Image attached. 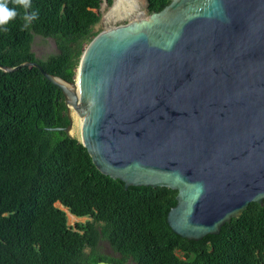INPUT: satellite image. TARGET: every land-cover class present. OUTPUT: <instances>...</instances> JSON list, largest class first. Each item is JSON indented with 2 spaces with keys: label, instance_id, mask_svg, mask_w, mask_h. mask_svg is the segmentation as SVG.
<instances>
[{
  "label": "water",
  "instance_id": "water-1",
  "mask_svg": "<svg viewBox=\"0 0 264 264\" xmlns=\"http://www.w3.org/2000/svg\"><path fill=\"white\" fill-rule=\"evenodd\" d=\"M24 67L64 96L69 126L46 130L74 137V110L77 139L102 174L125 189L178 192L167 215L176 235H219L263 205L264 0H170L98 33L74 81L37 62L0 65Z\"/></svg>",
  "mask_w": 264,
  "mask_h": 264
},
{
  "label": "trees",
  "instance_id": "trees-1",
  "mask_svg": "<svg viewBox=\"0 0 264 264\" xmlns=\"http://www.w3.org/2000/svg\"><path fill=\"white\" fill-rule=\"evenodd\" d=\"M148 13L170 0H145ZM113 0H17L16 18L0 31V65L37 62L74 81L81 56L98 34L102 4ZM37 13L27 27L25 15ZM35 36L57 53L32 50ZM61 90L37 68L0 69V264H264V203H251L219 235L190 241L167 222L177 204L169 188L129 187L102 174L68 127ZM91 220L68 225L67 214ZM106 241L115 255L98 252Z\"/></svg>",
  "mask_w": 264,
  "mask_h": 264
},
{
  "label": "rangeland",
  "instance_id": "rangeland-1",
  "mask_svg": "<svg viewBox=\"0 0 264 264\" xmlns=\"http://www.w3.org/2000/svg\"><path fill=\"white\" fill-rule=\"evenodd\" d=\"M113 1H114L113 5L111 7L107 6L106 3L102 4L99 10V13L101 15V20L94 28L95 32L100 33L111 27L125 25L130 21L136 19L140 15V13H144L145 15L148 14L147 4L145 0H134V1L129 0L131 3L134 4L133 12L125 14L124 16L121 17L108 16L109 12L111 11V8L114 6L117 0H113ZM32 50L37 58L44 59L51 54H56L57 46L55 41L51 38H43L40 36H35ZM74 136L78 137L77 135ZM56 206L61 208V205L59 203H57ZM67 220L69 226L75 227L77 223H85L86 221L91 219L87 217H81V218L76 216L73 217L72 215L67 213ZM98 252L106 255H115L106 241H102L100 243L98 247Z\"/></svg>",
  "mask_w": 264,
  "mask_h": 264
},
{
  "label": "clouds",
  "instance_id": "clouds-1",
  "mask_svg": "<svg viewBox=\"0 0 264 264\" xmlns=\"http://www.w3.org/2000/svg\"><path fill=\"white\" fill-rule=\"evenodd\" d=\"M18 3L22 4L25 8H28L29 0H17ZM17 16V11L15 7L10 8L8 0H0V31H6L7 26L11 21H13ZM37 18V13L32 12L31 15H25L24 19L26 21L25 27Z\"/></svg>",
  "mask_w": 264,
  "mask_h": 264
},
{
  "label": "bare ground",
  "instance_id": "bare-ground-1",
  "mask_svg": "<svg viewBox=\"0 0 264 264\" xmlns=\"http://www.w3.org/2000/svg\"><path fill=\"white\" fill-rule=\"evenodd\" d=\"M133 11L134 4L131 3L129 0H117L114 6L111 8V11L109 12L108 16L121 17ZM72 118L74 128L72 129L71 134L73 136L77 135V138L81 139V118L75 113L74 110H72Z\"/></svg>",
  "mask_w": 264,
  "mask_h": 264
}]
</instances>
